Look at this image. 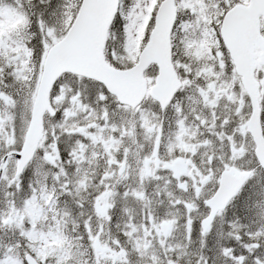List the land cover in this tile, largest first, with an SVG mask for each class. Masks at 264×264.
I'll list each match as a JSON object with an SVG mask.
<instances>
[{"label":"snow or ice","instance_id":"1","mask_svg":"<svg viewBox=\"0 0 264 264\" xmlns=\"http://www.w3.org/2000/svg\"><path fill=\"white\" fill-rule=\"evenodd\" d=\"M0 264H264V0H0Z\"/></svg>","mask_w":264,"mask_h":264}]
</instances>
